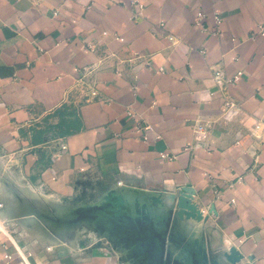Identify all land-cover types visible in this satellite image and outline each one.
I'll list each match as a JSON object with an SVG mask.
<instances>
[{"label":"crops","instance_id":"0c3cea01","mask_svg":"<svg viewBox=\"0 0 264 264\" xmlns=\"http://www.w3.org/2000/svg\"><path fill=\"white\" fill-rule=\"evenodd\" d=\"M260 26L264 0H0V264H117L85 236L50 239L41 217L7 201L112 178L183 195V209L205 201L223 254L264 264ZM64 106L82 130L37 140L41 119ZM185 188L197 194L176 193Z\"/></svg>","mask_w":264,"mask_h":264},{"label":"rangeland","instance_id":"374dc122","mask_svg":"<svg viewBox=\"0 0 264 264\" xmlns=\"http://www.w3.org/2000/svg\"><path fill=\"white\" fill-rule=\"evenodd\" d=\"M60 122L62 117L55 112L44 116L37 126L39 128L35 132L36 139L51 141L60 138ZM119 181L116 178L82 180L83 183L77 186L75 192L64 196L43 191L35 194L27 189L22 197L11 195L7 197V201L12 207L20 201L22 209L28 211L25 216L33 212L31 216L41 217L42 219L36 222H42L39 227L48 233L50 239L52 237L66 241L70 234L85 236L92 244L101 242L112 254L111 263L226 264L223 251L217 247L213 232V208H209L205 201L194 199L190 207L183 209V195L175 194L171 197L162 192H145V195L133 191L129 193L119 185ZM10 183L17 184L13 180ZM125 183L155 191L137 181L125 180ZM146 200L156 211L151 222L155 228L152 227L153 230L147 233L141 227L139 219L140 212L145 211L142 210V202ZM112 201H116L118 207L125 206L131 223L124 221V215L119 210H114V214L108 212L110 210H107L106 205ZM159 201L162 207L158 206ZM156 208H159L160 212ZM63 210L67 211V217H71L68 224L61 222ZM104 215H113L116 225L109 227L104 222ZM162 216L165 219L156 222ZM156 223L160 231L156 229Z\"/></svg>","mask_w":264,"mask_h":264},{"label":"bare ground","instance_id":"6f19581e","mask_svg":"<svg viewBox=\"0 0 264 264\" xmlns=\"http://www.w3.org/2000/svg\"><path fill=\"white\" fill-rule=\"evenodd\" d=\"M119 185L121 186V187H123V188H125V190H127L129 193H131V187L130 186H128V185H125V184H123V182L122 181H119ZM126 191V192H127ZM139 193H140V195H145V192H141V191H139ZM141 197V196H140ZM144 197V196H143ZM119 200H121V199H119ZM149 200V199H148ZM182 201H183V198H182ZM116 201L115 202H111L108 206L106 205V208H107V210H110V211H108V212H110L111 214H114L115 212H114V210H119V212H122V215H124L123 216V218H125V222H129V223H131V220H130V218H129V216L127 215V212H126V208H125V206L123 205V206H121V207H118L116 204ZM120 203V202H119ZM182 204V203H181ZM131 205H132V203H131ZM134 206H135V204H133ZM141 205V204H140ZM181 206H183V205H181ZM122 209V210H121ZM140 209V208H139ZM145 209V211H141L140 212V214H139V219H140V221H141V227L143 228V230L147 233V232H149L151 229H152V227L153 228H155V226L151 223L152 222V220L154 219V212H156L155 211V209L154 208H152L150 205H149V203H148V201L146 200L145 202L143 201L142 202V210H144ZM157 209V208H156ZM106 210V209H105ZM158 210V209H157ZM63 213H64V215L61 217V222L63 223V224H68V223H70L71 222V217H67V215H66V213H67V211H65V210H63L62 211ZM107 212V213H108ZM114 212V213H113ZM158 212H159V210H158ZM108 216V217H107ZM113 216V215H112ZM111 215H104L103 217L105 218L104 219V222L110 227V226H113L114 224H115V220H114V218L112 217ZM73 218V217H72ZM109 218V219H108ZM108 219V220H107ZM107 220V221H106ZM160 220H163V217H161V218H159V220L158 221H156V222H159ZM118 224V223H117ZM157 225H156V229L157 230H159L160 231V228L158 227V223H156ZM116 225V224H115ZM64 226V225H63ZM153 230V229H152Z\"/></svg>","mask_w":264,"mask_h":264},{"label":"built area","instance_id":"2783aa9c","mask_svg":"<svg viewBox=\"0 0 264 264\" xmlns=\"http://www.w3.org/2000/svg\"><path fill=\"white\" fill-rule=\"evenodd\" d=\"M134 2H137V1H134ZM139 8L142 9L143 8V5L139 4ZM201 17L202 16H200V19H199V22H198L199 25L201 24V21L203 19ZM214 19H215V23L217 25H219L222 22V20H223L222 16H220V14H218V13L215 14ZM259 35L260 36H264V27L263 26H260L259 30H257L256 32H254L252 34L253 37H256V36H259ZM91 71L92 70L90 69V67H85V68H82V69H76V72L82 75V77L79 78L78 83L86 84L85 78H87L88 74H90ZM241 75H242V72H238V74L234 77V79L231 82L238 81L240 79ZM127 116L129 118H132V119L133 118L134 119L137 118L136 112L131 107H128L127 108ZM138 128H140L141 130H143L145 132L144 139L145 140H148L149 134L152 131L151 126L145 124L144 122H141L139 124V127ZM159 138L160 137L157 136V139H159ZM66 149H67L66 144L63 143V144L60 145V153L61 152H64ZM161 157L163 159H168V160H174V159H176V156L175 155H169V154H162ZM5 259L10 262V261L13 260V256L12 255H9V254H6L5 255Z\"/></svg>","mask_w":264,"mask_h":264},{"label":"trees","instance_id":"16d2710c","mask_svg":"<svg viewBox=\"0 0 264 264\" xmlns=\"http://www.w3.org/2000/svg\"><path fill=\"white\" fill-rule=\"evenodd\" d=\"M55 113L62 117V122L58 124V128L61 131L59 135L60 138L64 136L74 135L82 130V121L76 112H68V109H66V106H64L61 109L57 110Z\"/></svg>","mask_w":264,"mask_h":264},{"label":"water","instance_id":"95a60500","mask_svg":"<svg viewBox=\"0 0 264 264\" xmlns=\"http://www.w3.org/2000/svg\"><path fill=\"white\" fill-rule=\"evenodd\" d=\"M187 192H194L195 194H197L195 190H193V189H186V188L183 189V190H181V191H179V192H176V193L182 194V193H187ZM182 203H183L184 206L187 205L186 202H185V200L182 201ZM78 220H80V219H78ZM74 222H72V224ZM72 224H70V225H72ZM238 255H239V252L237 250L231 249L229 252H225L224 258H226L225 260H227L231 264H237V263H239L241 261V260H239L240 258L238 257Z\"/></svg>","mask_w":264,"mask_h":264}]
</instances>
